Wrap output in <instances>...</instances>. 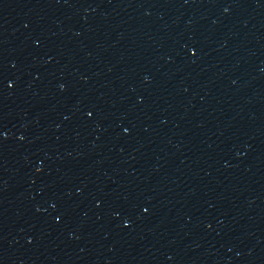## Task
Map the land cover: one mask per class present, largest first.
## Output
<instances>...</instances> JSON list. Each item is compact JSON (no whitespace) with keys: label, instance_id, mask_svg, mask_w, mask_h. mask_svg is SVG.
<instances>
[{"label":"water","instance_id":"1","mask_svg":"<svg viewBox=\"0 0 264 264\" xmlns=\"http://www.w3.org/2000/svg\"><path fill=\"white\" fill-rule=\"evenodd\" d=\"M123 264H264V0H89Z\"/></svg>","mask_w":264,"mask_h":264},{"label":"snow or ice","instance_id":"2","mask_svg":"<svg viewBox=\"0 0 264 264\" xmlns=\"http://www.w3.org/2000/svg\"><path fill=\"white\" fill-rule=\"evenodd\" d=\"M91 114V113H90Z\"/></svg>","mask_w":264,"mask_h":264}]
</instances>
